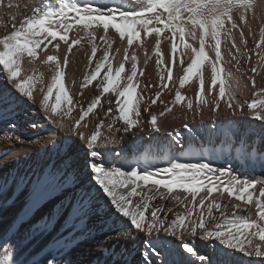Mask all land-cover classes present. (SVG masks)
Masks as SVG:
<instances>
[{
  "label": "bare ground",
  "instance_id": "6f19581e",
  "mask_svg": "<svg viewBox=\"0 0 264 264\" xmlns=\"http://www.w3.org/2000/svg\"><path fill=\"white\" fill-rule=\"evenodd\" d=\"M48 2L58 5L60 0H48ZM88 2L93 3L94 6L124 5L125 11L138 10L129 5V0H80L81 4ZM7 3L9 7L6 11V8L0 9V37L13 31V25L19 26L27 9L31 10V7L39 6L41 0H8ZM253 3L255 7L247 10L245 21L238 19L239 13L234 14L237 28L232 29L231 24L226 22L225 29L229 31L221 30L223 57L221 66L226 73H231V80L228 83L231 84L235 94L233 104L235 105L237 101L243 104L242 110L229 109L226 106L227 96L220 101L219 109L216 111H213L209 104L196 107L195 93L198 90V80L194 77L183 87L178 83V77L183 75L178 66L179 60L184 59L185 66L190 62V50L185 49L178 38L176 43L180 47L176 54L177 64L166 62L158 70L157 56L154 53L155 34L145 37L141 32V40L134 42L130 47L126 37L121 41L118 34L113 29H109L107 38L112 42L109 56L114 68L124 60L125 49H128L129 54L135 52L137 56L141 86L137 88V92L146 97L140 105L139 126L127 133L122 130L116 131L115 129L122 125V121H117L110 133L107 125L112 119V114H107L108 104L102 97L101 105L85 118L87 127H80L79 130L85 135H90L101 123V137L98 138L97 143L104 144L106 140L115 138V142L106 144L101 148V152L111 149L112 155L109 159L118 157L133 166L147 165L155 171L156 168L167 167L173 160L182 163L210 162L214 168H230L236 175L264 181V160L259 158L256 152L249 156L245 151L248 143H252L256 149H264V142L261 141L264 123L254 118L247 107V103L258 97L260 89L264 88V66L259 63L260 55L264 54V50L255 48V43L260 38V31L264 28V0H253ZM159 27L163 26L159 25ZM241 30H243V41ZM104 35L102 29H97L94 33L95 38L90 39L82 26L75 25L69 33V41L72 39L80 41L68 54V64L63 66L65 87L73 98L74 105L77 106L62 103V109L73 107L72 112L64 117L63 127L47 119L40 108L42 93L39 89L42 85L39 82L35 85L33 101L18 93L14 85L4 78L3 73H0V93H4L12 101L8 104H0V241L4 237L9 238L8 243L12 247L7 250L9 253H14L17 264H47L52 256L56 257L57 264H144L142 251L145 233L136 230L126 218L116 213L115 220L109 219L110 214L114 213V208L110 204V198L95 183L91 168L87 169L83 177L75 173L76 167L88 165V150L85 142L79 139L74 131V121L79 119L80 108H86L87 104L99 94V90L95 87L97 81L84 88L81 85L84 83L83 77L92 71L96 61L103 55L106 45L100 37ZM160 39L161 53L166 57L170 56L169 39H165L164 34ZM186 39L198 47V40H192L187 36ZM233 40L236 47L232 46ZM55 43L54 41L53 45ZM93 44L97 46L96 57L91 56ZM53 45H49L47 54L57 55L62 62L67 53V45L60 42L58 49ZM37 51L40 52L39 49ZM243 53L247 55H242ZM209 55L214 58V53L210 52ZM43 58L44 55L41 53L40 57L31 63L27 60L22 61V75H25V78L27 75H32L35 80L42 79L43 84L47 85L51 82L54 71L51 62L44 64ZM90 58L91 64H89ZM167 66L173 69L175 83L165 79L164 82L168 83L169 87L161 92L160 100L164 103L157 100L156 104H152L151 99L155 91L160 90V76H167L166 71L163 70ZM130 67L131 62H125L126 71ZM252 67H256V73L251 72ZM140 71L144 74L139 75ZM203 74L205 78L210 79L211 71L207 62ZM251 77L255 78V86L252 85ZM146 84L151 87H143ZM177 88L186 99L193 100V108L189 109L186 101L171 104ZM55 92L56 90L50 98V103L55 102ZM217 96L218 85L207 98L214 101ZM24 98L27 101H24ZM166 104L171 105V110L160 116ZM152 114H157L160 129L158 132L150 125ZM81 124L83 125L84 121ZM68 137L71 138L70 141L65 140ZM136 137L143 139L136 140ZM133 140L135 144H130ZM68 144L71 145L69 155L74 162V178L60 184L53 181L38 184L37 177L43 176L48 166L59 163L63 156L61 149ZM140 144L151 148V152L146 153L144 149L137 151L136 146ZM129 147L131 152L127 151ZM121 149L125 151L122 152ZM156 178L165 177L158 175ZM140 183L143 185V182ZM152 187L149 183L148 189ZM258 187L259 185L256 195H258ZM176 191H179L181 196L187 195L180 190H174L173 194ZM173 194H168L167 190L161 187L160 192L148 201L150 208L146 216L150 214L152 205L162 209L159 213L161 218L166 216L167 211L169 215L166 217L169 220L177 213L185 214V205L178 204L172 199ZM142 195H151V193L146 191ZM66 196H69V200L65 199ZM213 198L221 204L229 203L226 211L228 217H232L238 210L235 205H239V210L242 207L244 210L248 209V213L252 215L256 212L254 205H242V201L223 193L222 186L213 193V197L205 201V204ZM188 206H191L190 196ZM196 211L198 209L194 210V213ZM213 214L219 216L215 209ZM192 218L197 217L194 214ZM105 221L111 227H106ZM186 238L200 255L209 256L216 264H252V262L259 264L264 260L254 255H245L238 250L234 252L217 240H204L200 238L199 233L196 237L186 236ZM168 239L172 241L170 247L173 250L167 252L162 259L167 260L168 264H187L189 256L179 249L180 242L170 236ZM113 245L116 246L115 251L112 250ZM105 248H109V251L104 256ZM3 254L4 248L0 245V257ZM182 255L184 260L180 258Z\"/></svg>",
  "mask_w": 264,
  "mask_h": 264
},
{
  "label": "snow or ice",
  "instance_id": "6c2138e0",
  "mask_svg": "<svg viewBox=\"0 0 264 264\" xmlns=\"http://www.w3.org/2000/svg\"><path fill=\"white\" fill-rule=\"evenodd\" d=\"M129 5L133 9L124 10V5L120 6H94L93 3H80V0H60L58 5L49 3L48 0H41L39 6L35 7L30 16L25 17L19 26L13 25V31L0 37V73L8 80L18 93L34 101V89L37 82L42 86L39 89L42 93L40 108L46 114V118L52 123L63 127V119L68 116L74 105L73 98L65 87V71L63 66L68 64V54L73 50V46L80 43L78 39L69 41V33L74 25L82 26L90 39H94L97 29H102L105 33L100 37L106 48L99 58L92 71L83 77L82 88L92 85L97 81L95 87L99 90L86 106L80 108L79 119L74 121V131L79 139L85 142L88 150V166L94 176L95 183L100 186L103 193L110 198V204L117 215L126 218L132 227L145 233L144 247L142 255L144 264H168L162 257L173 249L170 247L172 241L168 237L178 240L179 249L189 256L187 264H216L209 256L200 255L194 245L186 236L196 237L199 233L204 240H217L221 245L234 252L239 251L248 256L264 258V181H258L254 177L240 176L234 174L230 168H214L210 162L182 163L179 160L170 161L167 167L156 168L152 171L147 165L143 167L133 166L126 160L118 157L109 159L112 155L111 149L101 152V148L108 143L115 142L106 140L104 144H98L101 137L100 125L90 135H85L80 131V127H87L86 117L101 105V98L104 97L108 104L107 114H112V119L107 125L110 133L113 125L117 121H122L120 128L116 131L130 132L134 127L139 126L138 117L141 114V102L146 99L142 93L137 92L139 85L137 56L135 52L129 54L125 49L124 60L117 67H113L109 56L112 42L107 38L109 29H113L118 34L121 41L127 38L128 46L141 40V32L145 37L155 34L154 53L157 56L156 65L160 69L161 65L177 64V50L180 47L176 43L177 38L185 49L190 50L189 60L180 59L178 66L183 75L178 77L180 87L191 82L195 77L198 80V90L195 93L196 107L203 104L211 105L213 111L219 109L220 101L227 96L226 106L235 111L242 110L244 105L235 99L234 90L228 81L231 80V73H226L221 66L223 59L221 54V30L225 29L226 22L231 24V28L238 27L235 13H239L238 19L245 21L248 9L255 7L253 0H129ZM162 25L163 27H159ZM167 30V31H166ZM170 41V56L161 53V35ZM170 34V36L168 35ZM186 36L192 40H198V47L189 43ZM241 40H244L243 30H241ZM56 42L53 45V42ZM60 42L67 45V53L63 61L57 55H48L49 45L54 48L60 47ZM207 46V50H206ZM233 47H236L233 40ZM256 49L264 50V28L260 31L259 41L255 43ZM40 50L38 52L37 50ZM118 51V49H117ZM237 48V52H239ZM214 53V58L209 53ZM43 53V63L52 64L54 75L51 82L43 84V80H35L32 75H22V61L29 63L35 61ZM97 46L93 44L91 56L96 57ZM242 55H247L243 53ZM131 62V67L126 71L125 62ZM210 67V79L205 78L203 69L205 64ZM92 63L91 58L89 64ZM259 63L264 66V54L260 55ZM239 65V60H237ZM167 76H160V90L155 91L151 99L152 104L160 100L161 92L169 87L165 83L173 80V69L167 66L165 69ZM238 70V68H237ZM256 67L251 68V72L256 73ZM123 74V75H122ZM140 71L139 75H143ZM252 85L255 86V78L251 77ZM218 85V96L213 101L207 98ZM46 87V91H45ZM143 87H151L144 85ZM55 92V102L50 103V98ZM111 94V95H106ZM264 88L260 89V95L247 103L251 115L264 123ZM186 101L189 109L193 108V100L186 99L177 88L175 98L171 104L184 103ZM12 101L4 93H0V104H8ZM164 103L163 100H160ZM65 103L73 107L62 109ZM171 110V105L166 104L165 109L159 115L163 116ZM157 114L150 117V125L154 131H159ZM84 121L82 125L81 122ZM187 127V125H185ZM142 140V137H136ZM70 141L71 138H65ZM261 141L264 142V130H262ZM130 144H135V140ZM71 145L62 147L63 156L58 164H52L45 170L43 176L37 177V183L53 181L57 184L73 179L74 162L69 155ZM137 151L151 152V148L145 145H137ZM122 152L125 149H121ZM131 152V147L127 149ZM245 151L249 156L256 152L259 158L264 160V149H256L252 143L247 144ZM139 162L137 161V164ZM163 175L164 179L156 178ZM143 182V185L140 183ZM149 183L153 186L148 189ZM258 195H256L257 186ZM222 186V192L229 197H235L238 201H243L246 205H254L256 212L254 215L233 214L232 217L226 215L229 203L221 204L215 198L207 204L206 200L213 197ZM167 190L168 194H173L174 190H180L185 196H181L179 191L172 195V199L178 204H184L185 214H175L174 218H161L162 211L156 205L151 206L149 211V200L160 192V188ZM140 189V191H137ZM206 189V192H205ZM150 192L151 195H142ZM204 193V195H201ZM163 195V193H160ZM191 206H188V200ZM200 197L199 199H197ZM138 198V199H137ZM234 207L238 208L239 205ZM198 209L194 213V210ZM215 209L219 216L213 214ZM196 219H193V215ZM109 219H115V216ZM106 227L111 225L105 221ZM9 238L4 237L0 245L4 248V254L0 257V264H17L14 253H9L8 248L12 247L8 243ZM79 241V237H77ZM47 264H57V259L52 256ZM255 264V262H252ZM259 264H264V260Z\"/></svg>",
  "mask_w": 264,
  "mask_h": 264
},
{
  "label": "rangeland",
  "instance_id": "374dc122",
  "mask_svg": "<svg viewBox=\"0 0 264 264\" xmlns=\"http://www.w3.org/2000/svg\"><path fill=\"white\" fill-rule=\"evenodd\" d=\"M1 1V3H0V9H4V8H6L5 9V11L7 10V8L9 7V5H8V0H0ZM3 4H4V6H3ZM7 4V5H6ZM33 9H34V7H31V10H28L27 9V12L25 13L26 15L23 17V18H25V17H27V16H30L31 14H32V12L31 11H33ZM29 12V13H28ZM11 87V86H10ZM23 98V97H22ZM24 101H27V99L26 98H24ZM18 123H19V121H18ZM98 125H100V127H101V123H99ZM35 129L33 128V131H34ZM90 167L88 166V165H80L79 167H76V171H75V173H76V175L77 176H85V174H86V172H87V169H89ZM32 174L34 173V172H31ZM80 191H81V189L79 188V193H80ZM65 199H68L69 200V196L67 197H65ZM243 202V201H242ZM241 202V204L242 205H246V204H244V202L242 203ZM242 205H241V207H242ZM239 208L240 207H238V210H239ZM243 208V207H242ZM240 209L239 211L237 210L235 213L237 214V213H239L238 215H241L242 214V212H243V214L242 215H248L249 213H248V209L246 210H244V209ZM242 211V212H241ZM165 215L166 216H168L169 215V212L167 211L166 213H165ZM113 216H115V212L114 213H112V214H110V217H113ZM116 218V217H115ZM111 220H115V219H111ZM115 249H116V246L115 245H113L112 246V250L113 251H115ZM108 251H109V248H105L104 249V256L106 255V254H108ZM181 258V260H184V258H183V255L180 257ZM170 259V258H169ZM103 260V262H105V258H103L102 259Z\"/></svg>",
  "mask_w": 264,
  "mask_h": 264
}]
</instances>
